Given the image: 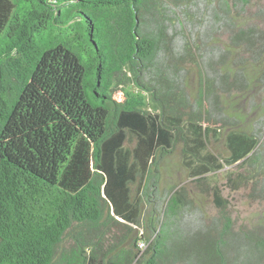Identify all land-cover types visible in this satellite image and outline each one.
<instances>
[{"label": "trees", "instance_id": "1", "mask_svg": "<svg viewBox=\"0 0 264 264\" xmlns=\"http://www.w3.org/2000/svg\"><path fill=\"white\" fill-rule=\"evenodd\" d=\"M219 136L264 175V3L0 0V264H264L169 177L175 150L177 176L221 169Z\"/></svg>", "mask_w": 264, "mask_h": 264}, {"label": "rangeland", "instance_id": "2", "mask_svg": "<svg viewBox=\"0 0 264 264\" xmlns=\"http://www.w3.org/2000/svg\"><path fill=\"white\" fill-rule=\"evenodd\" d=\"M255 3L262 4L264 0H255ZM192 86H196V76L192 75ZM126 91L134 94H142L130 79L125 83L118 84L113 91V97L122 100ZM148 109L156 111L157 107L152 103L150 95L142 94ZM208 151L216 154L221 161L222 168L204 175L203 179L190 180L187 174L188 170L179 165V174L176 175L174 163L179 164L178 151L175 150L167 159L168 174L174 181L180 177V182L186 186L188 196L193 200L205 218V224H208L212 218L219 215V204L224 201L227 203L226 212L230 215L233 222L234 234L238 231H255L258 235L264 236V190L262 181L263 172L257 165L248 162H237L227 165L224 160L227 158V152L223 143L222 136H219L208 145ZM167 179L165 178V181ZM170 180V178H169ZM164 181V182H165ZM164 184V183H163ZM166 184V183H165ZM219 194L221 202L218 204L213 196L215 189ZM127 230L123 225H113L107 234L106 245H109L116 238H121Z\"/></svg>", "mask_w": 264, "mask_h": 264}]
</instances>
